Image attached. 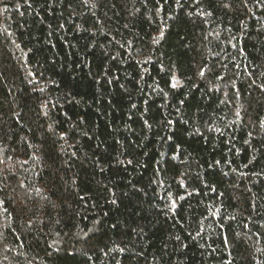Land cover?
I'll return each mask as SVG.
<instances>
[{
  "label": "trees",
  "instance_id": "16d2710c",
  "mask_svg": "<svg viewBox=\"0 0 264 264\" xmlns=\"http://www.w3.org/2000/svg\"><path fill=\"white\" fill-rule=\"evenodd\" d=\"M0 264H264V0H0Z\"/></svg>",
  "mask_w": 264,
  "mask_h": 264
},
{
  "label": "snow or ice",
  "instance_id": "6c2138e0",
  "mask_svg": "<svg viewBox=\"0 0 264 264\" xmlns=\"http://www.w3.org/2000/svg\"><path fill=\"white\" fill-rule=\"evenodd\" d=\"M173 87H175V85H173ZM237 115H238V113H237Z\"/></svg>",
  "mask_w": 264,
  "mask_h": 264
}]
</instances>
